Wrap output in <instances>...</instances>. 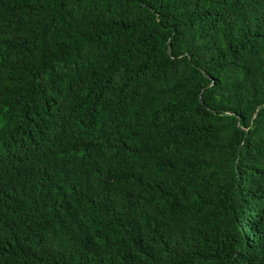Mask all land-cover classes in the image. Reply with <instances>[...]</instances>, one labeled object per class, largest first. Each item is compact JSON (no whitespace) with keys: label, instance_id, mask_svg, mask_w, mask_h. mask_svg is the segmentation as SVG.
Segmentation results:
<instances>
[{"label":"trees","instance_id":"16d2710c","mask_svg":"<svg viewBox=\"0 0 264 264\" xmlns=\"http://www.w3.org/2000/svg\"><path fill=\"white\" fill-rule=\"evenodd\" d=\"M0 264H264V0H0Z\"/></svg>","mask_w":264,"mask_h":264}]
</instances>
